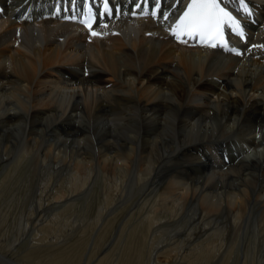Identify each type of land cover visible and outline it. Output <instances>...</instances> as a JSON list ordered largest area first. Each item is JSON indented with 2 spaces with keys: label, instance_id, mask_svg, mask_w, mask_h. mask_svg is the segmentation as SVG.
Masks as SVG:
<instances>
[{
  "label": "bare ground",
  "instance_id": "6f19581e",
  "mask_svg": "<svg viewBox=\"0 0 264 264\" xmlns=\"http://www.w3.org/2000/svg\"><path fill=\"white\" fill-rule=\"evenodd\" d=\"M0 1V168L37 177L26 221L61 203L63 184L68 206L102 179L97 229L134 202L147 264H264V0L249 1L247 57L177 45L161 18L90 38L51 20L58 0Z\"/></svg>",
  "mask_w": 264,
  "mask_h": 264
},
{
  "label": "rangeland",
  "instance_id": "374dc122",
  "mask_svg": "<svg viewBox=\"0 0 264 264\" xmlns=\"http://www.w3.org/2000/svg\"><path fill=\"white\" fill-rule=\"evenodd\" d=\"M21 165L8 175L0 168V253H15L25 264H147L150 261L149 240L143 233L145 226L130 217L134 202L112 209V215L97 229L96 218L104 201L102 179H98L90 193L79 195L68 206L63 202L70 191L63 184L61 188L65 192L60 193L64 194V200L45 210L39 208L45 215L26 221L30 211L27 203L37 177L31 175L28 164ZM240 257L235 255L229 264H239ZM172 258L158 255L156 263L177 264Z\"/></svg>",
  "mask_w": 264,
  "mask_h": 264
},
{
  "label": "snow or ice",
  "instance_id": "6c2138e0",
  "mask_svg": "<svg viewBox=\"0 0 264 264\" xmlns=\"http://www.w3.org/2000/svg\"><path fill=\"white\" fill-rule=\"evenodd\" d=\"M152 15H155V12ZM164 18L167 19V16ZM226 23L230 24L234 31L239 30V25L220 6L218 0H191L187 11L176 25L177 32L174 34L178 38L180 34L199 36L202 41H209L210 46H215L216 42H223L222 25Z\"/></svg>",
  "mask_w": 264,
  "mask_h": 264
},
{
  "label": "water",
  "instance_id": "95a60500",
  "mask_svg": "<svg viewBox=\"0 0 264 264\" xmlns=\"http://www.w3.org/2000/svg\"><path fill=\"white\" fill-rule=\"evenodd\" d=\"M94 236H95V233L93 234V236H92V238H91V241H90V244H89L88 250L91 248V245H92V243H93Z\"/></svg>",
  "mask_w": 264,
  "mask_h": 264
}]
</instances>
